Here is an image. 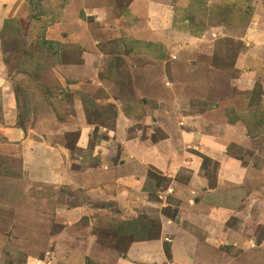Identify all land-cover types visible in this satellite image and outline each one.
Instances as JSON below:
<instances>
[{
  "label": "crops",
  "instance_id": "1",
  "mask_svg": "<svg viewBox=\"0 0 264 264\" xmlns=\"http://www.w3.org/2000/svg\"><path fill=\"white\" fill-rule=\"evenodd\" d=\"M2 1L0 0V4ZM105 1L115 3L114 0ZM73 2L77 5H73ZM73 2L65 10V18H68L67 14L77 15L75 12L80 1ZM99 2L100 0L82 2L96 14L97 28L99 23H108L110 19V15L102 16L99 12L102 9ZM261 3L260 0H128L127 4L124 3L126 8L120 12L123 16L119 13L120 17L115 16V20H109L108 24L122 27L124 16L130 19L133 23L130 29L133 31L125 36L134 37L138 41L155 43L159 36L163 37L169 62L177 61L183 68L184 80L178 86L174 81L167 80L169 88L159 86L153 79L150 84L152 108L156 109L152 120L157 121L166 135L156 143L126 141L128 132L125 128L132 126V120L125 122L124 113L120 115L118 124L126 127L114 140L103 136L101 141L98 137L94 143L92 128H82L76 146L86 152L85 157L74 158L70 150H64L61 145L53 146L50 138H41L17 129L16 99L6 87L5 66L0 55V92L3 95L4 121V125L0 126V156L22 160L24 174L22 181L0 180L1 199H13L11 202L15 201L14 204L19 205H29L34 200L42 203V216L34 214L31 217L37 222L52 220L62 226L61 233H56L53 237L58 253L63 247L80 248L87 257L96 252L102 254L105 264H255L254 252L264 254V233L261 237L257 235L259 227L264 230V200H259L254 205V210L252 208L244 213L242 205L247 207L250 204L247 202L254 194H246L248 183L233 186L231 182L234 179L239 182V174L243 173L248 174L251 184L253 178L260 184L263 180L262 172L256 170L257 166L252 163H244L245 166L241 164L244 161L242 158L235 159L236 155L232 154V150L234 146L247 147L255 141L259 142L264 139V135L252 140L244 124H230L226 111L224 117L220 111L224 107L228 108L221 106L223 102L213 107L207 115L198 113V117H205V125L213 132V137L205 134L203 127L192 133L184 131L181 123L177 125L178 120L174 115L181 110H190L186 108L194 105L190 99V88L197 91L199 88L207 89L206 93L220 94L216 74L220 66L216 67L213 61L216 57L218 60L219 57L225 60L222 46L230 44L229 41L240 40L245 45L256 41L254 24L260 23L264 27V4ZM220 16L221 21H218ZM223 16L227 18L226 21ZM66 25L62 21L56 27L55 34L60 40L86 47L96 46L86 27L87 33H80L81 39L77 37L75 40L74 29L68 30ZM240 29H245L243 38ZM261 32L264 35V29ZM262 44L264 43H259ZM245 53L255 56L248 49ZM257 54L256 58L262 60L259 50ZM247 55L237 57L235 65L230 68L238 71L240 68L237 63L242 64L241 61L244 62ZM152 60L158 61L155 58ZM215 67L216 71L208 76L209 68ZM202 77L206 79L202 81ZM208 77L211 78L207 82ZM246 78L243 76L242 79ZM166 109L172 111V115L167 118L162 114ZM180 117L185 121L191 119L186 113ZM197 142L210 143V147L194 148L195 152L192 153L190 150ZM198 154L218 164L215 177L217 189L213 191H210L211 183L204 173L203 159ZM155 176L170 181V186L169 183L165 186L169 188L168 193H174L172 197L182 202L179 222L169 217L163 218L158 239L132 243L124 255L118 257L116 250L99 244L91 234L96 215L92 204L96 201L117 202L121 211L131 219V214L136 213L134 208L138 205L157 204L150 198V193L146 192L149 180ZM180 177L182 182H179ZM174 180L173 188L171 183ZM161 185L155 183L153 186L162 191ZM67 188L82 192L84 203H88L85 206H68L67 202H60V191ZM262 193L264 195V189ZM232 200L237 203L235 207L232 206ZM84 220H88L86 225H78ZM253 220L256 222L252 223ZM200 248L202 252L199 251Z\"/></svg>",
  "mask_w": 264,
  "mask_h": 264
},
{
  "label": "rangeland",
  "instance_id": "2",
  "mask_svg": "<svg viewBox=\"0 0 264 264\" xmlns=\"http://www.w3.org/2000/svg\"><path fill=\"white\" fill-rule=\"evenodd\" d=\"M73 1L3 0L0 4V55L5 66L6 87L16 99L15 127L24 130L25 133L50 138L53 146L61 145L64 150H70L74 158L85 157L86 152L76 146L83 127L92 128L94 143L98 137L101 141L103 136L114 140L126 127L118 124V119L123 113L126 117L125 122L132 120V126L125 128L128 132L126 141L145 144L148 141L156 143L165 138L163 129L156 120L155 122L152 120L156 109L152 108L150 84L153 79L159 86L166 88L170 87L166 80L174 81L178 86L184 80V71L177 61L169 62L163 37L159 36L155 43H150L125 36L133 31L130 29L133 23L125 16L122 27L108 24L110 19L115 20V16H119L124 7L126 8L124 3L127 4L128 0H114L113 4L100 0L99 6L102 9L99 12L102 16L110 15V19L108 23L105 21L99 23L98 28L95 23L97 16L82 3L85 0H78L80 2L75 12L77 15L67 14L68 18L64 17L65 10ZM261 2L264 4V0H260V4ZM73 5L76 6L77 3L73 2ZM120 14L123 16V13ZM223 18L226 21L227 18L225 16ZM62 21L66 22L68 30L74 29L75 40L77 37L81 39L83 32L87 33L86 27L96 46L86 47L60 40L55 32L57 25L62 24ZM218 21H221V16ZM254 26L256 41L251 45L242 44L240 40L229 41L230 44L222 46L226 55L225 60L220 57V60L217 57L214 59L216 67L220 66L216 72L220 94L206 93L207 89L199 88L197 91L190 88V99L194 105L186 108L190 110H181L174 115L178 120L177 125L181 123L184 131L192 133L203 127L205 134L213 137V132L207 128V124L205 125V117H198L200 116L198 113L207 115L213 107L223 102L221 106H228L227 109L224 107L220 110L223 117L224 111L228 109L243 110L246 112L243 115L248 127L255 133L264 135V55H262L264 44L259 45L264 43V35L261 32L264 27L260 23H255ZM239 32L241 38L245 37V29H240ZM207 37L208 34L204 36L205 39ZM238 37L240 38V35ZM144 43L148 46H144ZM247 49L255 56L247 55L245 53ZM258 50L263 56L262 60L256 58ZM156 54L159 55L157 58L153 56ZM243 54L248 57L244 62L241 61L242 64L237 63L240 69L234 71L230 67L234 66L236 58ZM152 58L158 61H153ZM216 67L209 68L208 76L216 71ZM243 76L247 78L242 79ZM210 78H207V82ZM205 79L201 78L202 81ZM2 106L3 95L0 92V126L4 125ZM185 113L191 118L189 121L181 119V114ZM162 114L167 118L172 115V111L166 109ZM251 139L255 140L252 137ZM195 144L196 146L190 150L192 153L195 152L194 148L210 147V143ZM247 147L234 146L232 154L236 155L237 160L242 158L244 162L240 163L244 166V163L257 166L256 170H261L263 180L257 184L253 178L251 184L248 174L243 173L239 174L241 176L239 182L231 179L233 186L248 183L246 194H254L247 202L250 203L247 207L242 205L241 210L244 213L252 208L254 210V205L259 200H264L262 193L264 159L261 158L264 157V139L255 141ZM205 150L207 152V149ZM199 156L202 159L205 157ZM205 158L204 173L210 180V191H213L217 189L215 177L218 173V164ZM154 178L149 180L146 192L150 193V198L157 204L138 205L134 208L136 213L131 214V219L121 211L117 202L96 201L92 204L96 215L91 234L93 233L99 244L116 250L118 257H122L134 241L159 237L163 218L169 217L179 222L182 202L172 197L174 193H168L169 188L165 186L167 183L170 186V181L167 182V179L159 176ZM23 179L22 160L0 156V180ZM179 182H182L181 177ZM155 183L159 186L162 184V191L159 187L153 186ZM174 183L175 180L171 183L173 188ZM228 184L231 185L230 181ZM229 185L227 187H230ZM60 193L59 201L63 204L67 202L68 206L82 204L85 206L88 203H84L82 192L67 188ZM12 200L3 201L0 197V264H105L102 254L97 252L88 256L89 258L80 248L63 247L59 253L56 252L53 237L56 233L57 235L61 233L62 226L52 220L37 222L32 219L31 216L34 214L41 216L43 214V207L40 206L42 203H38V200L32 201L33 203L29 205L14 204L15 201L11 202ZM232 203L233 207L237 204L234 200ZM227 216L229 217V214ZM87 221L84 220L78 225H86ZM254 222L256 221L253 220L252 223ZM259 229L257 235L261 237L264 230L260 227ZM199 251L202 252V249ZM249 255L252 258V253ZM254 257L255 264H264L263 253L255 251Z\"/></svg>",
  "mask_w": 264,
  "mask_h": 264
},
{
  "label": "trees",
  "instance_id": "3",
  "mask_svg": "<svg viewBox=\"0 0 264 264\" xmlns=\"http://www.w3.org/2000/svg\"><path fill=\"white\" fill-rule=\"evenodd\" d=\"M151 45V44H150ZM144 46H148L147 45V43H144ZM153 56H156V58H157V56H159L158 54H156V55H153ZM244 113H246V112H244L243 110H238V111H231L230 109H228L227 111H226V117H227V119H228V121H229V123L230 124H237V123H242V124H244L246 127H248V125H247V121L245 120V116L243 115ZM247 130H248V134H249V136L250 137H252V138H256L257 136H259L260 134H257V133H255L253 130H251L249 127L247 128ZM203 159H205L206 160V158L204 157ZM204 168V167H203ZM205 169V168H204ZM159 237H157V238H152V239H149V240H156V239H158ZM140 241H148V240H138V241H134V242H132V243H135V242H140Z\"/></svg>",
  "mask_w": 264,
  "mask_h": 264
}]
</instances>
